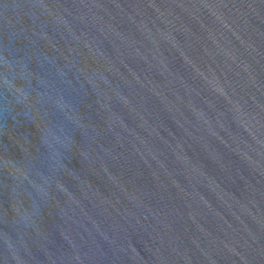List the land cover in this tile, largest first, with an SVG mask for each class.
I'll return each mask as SVG.
<instances>
[{
	"label": "water",
	"instance_id": "obj_1",
	"mask_svg": "<svg viewBox=\"0 0 264 264\" xmlns=\"http://www.w3.org/2000/svg\"><path fill=\"white\" fill-rule=\"evenodd\" d=\"M0 264H264V0H0Z\"/></svg>",
	"mask_w": 264,
	"mask_h": 264
}]
</instances>
